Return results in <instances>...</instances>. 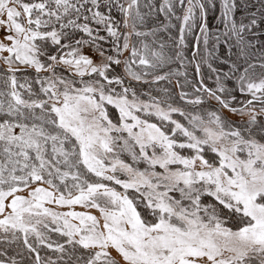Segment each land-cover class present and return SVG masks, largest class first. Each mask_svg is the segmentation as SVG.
I'll list each match as a JSON object with an SVG mask.
<instances>
[{
	"label": "snow or ice",
	"instance_id": "obj_1",
	"mask_svg": "<svg viewBox=\"0 0 264 264\" xmlns=\"http://www.w3.org/2000/svg\"><path fill=\"white\" fill-rule=\"evenodd\" d=\"M216 7L0 0V264H120L113 250L123 264H264V0L247 22L219 0L213 24ZM189 43L199 86L180 71ZM174 76L192 89L177 79L184 106L213 110L186 112L167 88L145 101L132 85Z\"/></svg>",
	"mask_w": 264,
	"mask_h": 264
},
{
	"label": "trees",
	"instance_id": "obj_2",
	"mask_svg": "<svg viewBox=\"0 0 264 264\" xmlns=\"http://www.w3.org/2000/svg\"><path fill=\"white\" fill-rule=\"evenodd\" d=\"M161 2H162V0H152V3L155 4L157 8L159 7V4ZM235 2L237 4V8L235 10V17H236L237 21H239L242 17H244L245 18V22H247V14L250 13V12L256 11V9L259 7L260 0H235ZM246 5H247V7H246ZM145 11H146V9H145ZM113 15L116 16L117 19H120V17L118 16V14L116 13L115 10L113 11ZM217 15H219V0H217V7L215 9L211 10L210 13H209L210 18H212V23L213 24L218 23L214 19V17L217 16ZM163 22H164L163 15L159 14V13H156V19L153 21V23L156 24V25H159L160 23H163ZM174 23H175V21H174ZM90 26L93 27V29L98 27L97 25L92 24L91 22H90ZM151 26H153V24L149 25V27H151ZM169 31L171 32L172 35L178 36V27L175 28V29H170ZM2 35L3 34L0 33V38H2ZM100 35H106V33L101 29ZM168 35H169V32H161V33H158V38L160 40H163L165 43H168ZM81 37L87 39V37H85L82 33H78L77 36H76L77 39H79ZM260 38L264 39V36H261ZM145 39H146V42H151L153 37H147ZM100 43L105 49L110 47L109 43H106V42H103V41H101ZM82 51L85 54H87L89 56H92L93 59L97 58V53L95 52V49L89 47L88 45H84L83 48H82ZM183 52H184V56L186 57V59L184 61L186 67L185 68H180V71L187 73V77H186L187 81L193 82L197 86H199L200 77L196 76L195 65L189 63V61L192 60V44L189 43L188 47L183 49ZM216 56L219 57V59L209 58V62H211L214 67H219L220 59H223V58H225L227 56L226 49H221L220 51H218L216 53ZM197 60H200V57H197ZM172 68L173 69L179 68V62L178 61L175 62L172 65ZM167 70L168 69L166 68L165 71H167ZM220 70L221 71H227L228 68H227V66H224ZM121 71H122V69H121ZM201 76H202L206 86L215 87V74L211 73V71L209 70L207 65L203 64V63L201 65ZM177 79L180 80L181 85H184L183 90L184 91H188L189 93H191L192 89L187 84H185V77H175L174 76V77L171 78L170 82L168 80H165V81L160 82L158 84H152V85L143 84V83H137V82H132V85H133V87H135L138 97L140 99H142V100H145V101L149 100V95L163 98L164 94L162 92L158 91V90L167 88L169 90V94L171 95L172 99L175 101L176 106L185 107V111L186 112L203 111V112L206 113L207 111L213 110V108L215 107V101H211L212 107H209L208 104H206L204 109L194 108V106H184L183 102H181L179 100V93H180V91L182 89H181V87L177 86ZM126 83H127V80H126ZM233 85H234V81H231V80L228 81V86L229 87H232ZM237 96L239 98V94L238 93H237ZM129 98L131 99V96H129ZM108 111H109L110 118H112L115 121L116 118L118 117V112L111 105L108 106ZM223 114L228 119H230L232 121H237L238 122V121H240L242 119L239 115L230 113L227 110H223ZM173 118L174 119H178V120H180L181 123H185L186 124V121L184 120L183 117H179L178 115H173ZM151 122L159 123V121H157L154 117L152 118ZM140 166L144 167V165H140ZM117 190L118 191H123V189L119 188V186H117ZM205 202L206 203H208V202H213L214 203V201H212L211 198H205ZM57 210L67 211L68 209L60 208V209H57ZM73 210L85 211L86 209H83V208L79 209V208L74 207ZM93 210L94 209H91V210H88V211H92L93 214L98 215V213L94 212ZM55 238H56V236L53 235V239H55ZM0 247H3V246L0 245ZM18 251H19V247L17 245L13 244V245L10 246L8 254L11 256V255L15 254ZM23 255L26 257L27 253L25 252V253H23ZM42 255H45V253L42 252ZM112 256L115 257L116 259H118L120 261V264H123L122 259L118 256V254L114 250L112 251ZM20 258H21L20 256H17V259H20ZM53 258H55V257L53 256Z\"/></svg>",
	"mask_w": 264,
	"mask_h": 264
},
{
	"label": "rangeland",
	"instance_id": "obj_3",
	"mask_svg": "<svg viewBox=\"0 0 264 264\" xmlns=\"http://www.w3.org/2000/svg\"><path fill=\"white\" fill-rule=\"evenodd\" d=\"M74 207H76V208H81L79 205H77V206H74ZM62 209H67V208H62ZM94 212H96L95 210H93ZM96 213H98V212H96ZM3 247H4V245H2Z\"/></svg>",
	"mask_w": 264,
	"mask_h": 264
}]
</instances>
